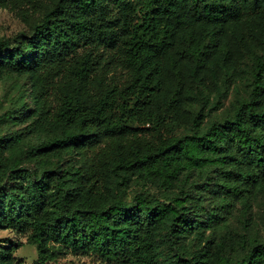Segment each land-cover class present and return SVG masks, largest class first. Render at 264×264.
I'll use <instances>...</instances> for the list:
<instances>
[{"label":"trees","instance_id":"1","mask_svg":"<svg viewBox=\"0 0 264 264\" xmlns=\"http://www.w3.org/2000/svg\"><path fill=\"white\" fill-rule=\"evenodd\" d=\"M0 7L27 25L0 39V227L34 264H264V0Z\"/></svg>","mask_w":264,"mask_h":264},{"label":"rangeland","instance_id":"2","mask_svg":"<svg viewBox=\"0 0 264 264\" xmlns=\"http://www.w3.org/2000/svg\"><path fill=\"white\" fill-rule=\"evenodd\" d=\"M27 28L26 23L9 8L0 7V39L4 37H13L20 31ZM13 79H4L0 81V114L3 113L10 105L11 97L16 93ZM134 191L136 187H133ZM264 205V200L262 199ZM264 235V223L260 228ZM4 239H10L21 246L16 249V259L23 264H34L38 259V252L34 245L27 244L26 235L18 234L10 229L0 227V242ZM50 264H120L115 261L109 262L104 257L95 254H74L72 252L66 254L59 260Z\"/></svg>","mask_w":264,"mask_h":264}]
</instances>
